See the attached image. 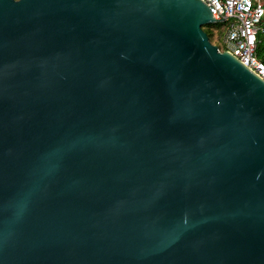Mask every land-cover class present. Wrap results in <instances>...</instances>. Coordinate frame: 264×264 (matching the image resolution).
Segmentation results:
<instances>
[{
    "label": "water",
    "instance_id": "water-1",
    "mask_svg": "<svg viewBox=\"0 0 264 264\" xmlns=\"http://www.w3.org/2000/svg\"><path fill=\"white\" fill-rule=\"evenodd\" d=\"M201 0H0V264H264V82Z\"/></svg>",
    "mask_w": 264,
    "mask_h": 264
},
{
    "label": "built area",
    "instance_id": "built-area-1",
    "mask_svg": "<svg viewBox=\"0 0 264 264\" xmlns=\"http://www.w3.org/2000/svg\"><path fill=\"white\" fill-rule=\"evenodd\" d=\"M215 23L223 25L224 50L264 82V64L256 55L262 32L264 0H201Z\"/></svg>",
    "mask_w": 264,
    "mask_h": 264
},
{
    "label": "rangeland",
    "instance_id": "rangeland-1",
    "mask_svg": "<svg viewBox=\"0 0 264 264\" xmlns=\"http://www.w3.org/2000/svg\"><path fill=\"white\" fill-rule=\"evenodd\" d=\"M263 23H264V17H263ZM222 28L223 25L220 23H214L203 26V31L206 33H209L210 35V42L216 44L220 50H224L223 42H222ZM214 45V46H216Z\"/></svg>",
    "mask_w": 264,
    "mask_h": 264
},
{
    "label": "trees",
    "instance_id": "trees-1",
    "mask_svg": "<svg viewBox=\"0 0 264 264\" xmlns=\"http://www.w3.org/2000/svg\"><path fill=\"white\" fill-rule=\"evenodd\" d=\"M256 55L264 64V23H262V32L257 36Z\"/></svg>",
    "mask_w": 264,
    "mask_h": 264
},
{
    "label": "flooded vegetation",
    "instance_id": "flooded-vegetation-1",
    "mask_svg": "<svg viewBox=\"0 0 264 264\" xmlns=\"http://www.w3.org/2000/svg\"><path fill=\"white\" fill-rule=\"evenodd\" d=\"M207 36H208V38H209V41H210V35H209V33H207ZM212 43V42H211ZM213 45H216V44H214V43H212ZM216 47L218 48V50H219V47L216 45Z\"/></svg>",
    "mask_w": 264,
    "mask_h": 264
}]
</instances>
